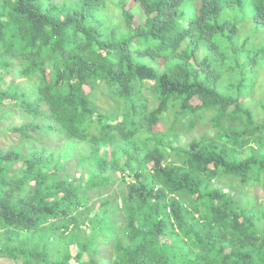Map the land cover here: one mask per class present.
Returning <instances> with one entry per match:
<instances>
[{
	"label": "trees",
	"instance_id": "obj_1",
	"mask_svg": "<svg viewBox=\"0 0 264 264\" xmlns=\"http://www.w3.org/2000/svg\"><path fill=\"white\" fill-rule=\"evenodd\" d=\"M4 128L0 258L264 264V0H0Z\"/></svg>",
	"mask_w": 264,
	"mask_h": 264
},
{
	"label": "rangeland",
	"instance_id": "obj_2",
	"mask_svg": "<svg viewBox=\"0 0 264 264\" xmlns=\"http://www.w3.org/2000/svg\"><path fill=\"white\" fill-rule=\"evenodd\" d=\"M262 76L259 78V81H261ZM21 79L16 75V73L9 74L7 75V83L10 81H20ZM263 90V88L260 89H256L255 92V96L260 95L261 91ZM244 101L247 103H250V97L246 96ZM253 102V101H252ZM251 102V104H252ZM105 104V103H104ZM253 106H255V104H252ZM106 106V105H104ZM25 120V115L21 112H17L15 115H13V117L9 120V122L7 121L6 123H2L1 127H5L11 123L14 124H18L22 121ZM163 129L167 128V124H163ZM191 131L189 132H185V135L181 136V143L185 142L186 140L190 139L191 137H198L201 134H207V135H211L212 133V129L211 127L204 123V124H200L198 126H195L193 128L190 129ZM34 136L40 138L41 142L47 143L48 145H53V146H57L60 139L57 138V135L54 136H46L43 135L40 137V134H34ZM57 138V139H56ZM19 139V135L17 133L11 132L9 131L7 128L4 129H0V149H6L8 147H10V145H12L14 142H16ZM77 157L78 155L76 154L74 157L70 158L67 163H68V167L69 170L71 172H77ZM123 186V184L121 183V181L119 179L113 181L108 187H106L105 192L103 195H99L97 189L95 190H90L89 193L91 195V199H90V204L93 206L94 210H96V207L98 206L99 203V198L102 196H113L116 197L117 196V190L119 188H121ZM241 189V188H240ZM260 199H264V196L261 197ZM93 210V211H94ZM108 247L103 246L102 249H104L103 252V258L99 259L98 264H110V260H109V255H110V250L107 249ZM75 264V262H73ZM0 264H20V262L17 261H12V260H7L4 258H0Z\"/></svg>",
	"mask_w": 264,
	"mask_h": 264
}]
</instances>
